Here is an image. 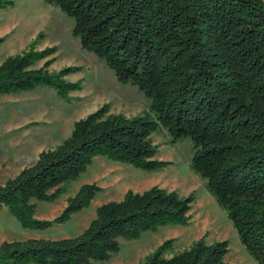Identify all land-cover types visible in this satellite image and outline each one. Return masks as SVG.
<instances>
[{"label": "trees", "instance_id": "obj_1", "mask_svg": "<svg viewBox=\"0 0 264 264\" xmlns=\"http://www.w3.org/2000/svg\"><path fill=\"white\" fill-rule=\"evenodd\" d=\"M16 0H0V9ZM74 22L72 35L123 85L136 86L148 109L127 117L104 104L74 123L71 134L0 185L7 208L24 229L64 224L88 207L101 188L83 185L53 220L35 218L36 202L56 201L66 185L102 156L155 172L172 165L156 159L152 135L171 143L190 139L191 169L226 212L246 251L264 264V0H45ZM42 34L0 65V96L49 87L62 100L82 89L66 79L80 67L52 72L58 47L37 49ZM3 39L0 40V43ZM38 63L41 66L36 67ZM195 194L181 197L159 186L101 205L78 236L0 244V264H92L170 225H188ZM170 239L139 264H228L227 241L205 236L174 253ZM167 252L172 253L165 257Z\"/></svg>", "mask_w": 264, "mask_h": 264}, {"label": "rangeland", "instance_id": "obj_2", "mask_svg": "<svg viewBox=\"0 0 264 264\" xmlns=\"http://www.w3.org/2000/svg\"><path fill=\"white\" fill-rule=\"evenodd\" d=\"M74 22L58 7L45 0H16L14 5L0 9V65L9 56L20 54L39 35L37 49L58 47L52 72L66 67L80 71L66 77L82 82V89L62 100L49 87L19 94L0 96V185L33 165L43 151L54 149L66 139L74 123L95 112L104 104L113 114L133 117L148 109L150 100L136 86L119 83L107 65L95 54L81 48L72 35ZM38 63L36 67L41 66ZM158 146L156 159L171 162L162 171L147 172L129 164L99 156L86 172L66 185L65 191L52 202H36L35 218L53 220L63 211L70 197L85 184H97L101 191L91 204L74 214L70 221L46 230L24 229L7 208L0 210V244L4 241L28 239L61 240L81 234L96 217L103 204L121 201L128 191L142 193L153 186L177 191L181 197L195 194L188 225H170L156 232L144 233L139 239H119L120 251L108 261L92 264H139L146 256L170 239H175L174 253L190 247L205 236L212 244L227 241L228 264H258L246 251L226 212L206 190L205 180L191 167L193 145L190 139L172 144L166 130L152 135ZM172 253L167 252L165 257Z\"/></svg>", "mask_w": 264, "mask_h": 264}]
</instances>
